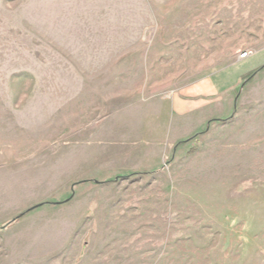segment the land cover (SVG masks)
<instances>
[{
	"label": "rangeland",
	"instance_id": "1",
	"mask_svg": "<svg viewBox=\"0 0 264 264\" xmlns=\"http://www.w3.org/2000/svg\"><path fill=\"white\" fill-rule=\"evenodd\" d=\"M0 264H264V0H0Z\"/></svg>",
	"mask_w": 264,
	"mask_h": 264
},
{
	"label": "built area",
	"instance_id": "2",
	"mask_svg": "<svg viewBox=\"0 0 264 264\" xmlns=\"http://www.w3.org/2000/svg\"><path fill=\"white\" fill-rule=\"evenodd\" d=\"M248 56V53H244L242 58H246Z\"/></svg>",
	"mask_w": 264,
	"mask_h": 264
}]
</instances>
